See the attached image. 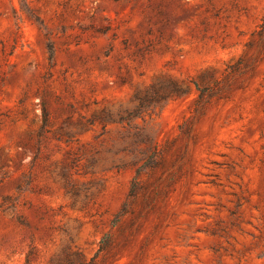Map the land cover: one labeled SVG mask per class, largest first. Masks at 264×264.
Here are the masks:
<instances>
[{
	"label": "rangeland",
	"instance_id": "374dc122",
	"mask_svg": "<svg viewBox=\"0 0 264 264\" xmlns=\"http://www.w3.org/2000/svg\"><path fill=\"white\" fill-rule=\"evenodd\" d=\"M3 197L0 264H264V0H0Z\"/></svg>",
	"mask_w": 264,
	"mask_h": 264
},
{
	"label": "trees",
	"instance_id": "16d2710c",
	"mask_svg": "<svg viewBox=\"0 0 264 264\" xmlns=\"http://www.w3.org/2000/svg\"><path fill=\"white\" fill-rule=\"evenodd\" d=\"M45 117H46L45 116V111L43 109V119H44L43 120V125H45V123H46ZM7 201H8V198L7 197L1 198L0 206L4 205ZM76 256H77L76 262H68V264H82V262H81L80 258L78 257V255H76Z\"/></svg>",
	"mask_w": 264,
	"mask_h": 264
}]
</instances>
